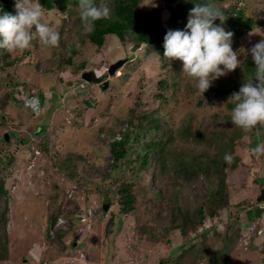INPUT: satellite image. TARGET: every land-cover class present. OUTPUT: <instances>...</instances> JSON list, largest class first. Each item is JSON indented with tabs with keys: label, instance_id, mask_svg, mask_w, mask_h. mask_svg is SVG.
<instances>
[{
	"label": "rangeland",
	"instance_id": "374dc122",
	"mask_svg": "<svg viewBox=\"0 0 264 264\" xmlns=\"http://www.w3.org/2000/svg\"><path fill=\"white\" fill-rule=\"evenodd\" d=\"M189 1L183 0V3ZM213 1L226 18L233 13L225 15L224 9L233 8L243 12L245 18H252L253 24L244 35L235 40L232 37V48L238 53L240 66L212 81L208 93L204 92L203 96L182 72L180 60L162 57L163 47L145 48L132 37L120 42L115 35H106L101 47L86 41L81 43L80 34L87 33L91 24L74 34L63 32L68 44L76 48L69 61H62L68 56L67 50L59 53L60 47L49 49L40 43L35 47L33 42V47L28 50L30 54L3 53L0 49V158L13 156L12 162L0 169L9 194L6 203L0 200V208H3L0 222L4 221L0 228L5 232L4 237L0 236V253L9 255L6 260H0V264H29L33 261L37 264V258L47 264H66V260L76 262L81 253L86 257L85 264H210L207 261L216 258V254L228 257L223 264H264V251L254 244L246 249L248 239L238 234L240 229L234 220L241 217L242 231L248 233L249 221L264 213V203L258 204L254 197V182L264 185V157L250 151L264 147V126L257 125L248 132L233 125L231 109L234 105L230 97L239 90L221 92L227 87L233 88V79L242 86L254 76L244 70V64L251 55V47L264 39V0ZM104 2L111 9L112 1ZM170 3L140 0V7L144 11L158 10L166 33L186 30L190 12L174 17ZM56 6L44 10L45 21L53 26L67 25V12ZM68 7L75 13L80 12L79 7ZM219 24L225 31L230 30L229 22ZM136 44L140 47L134 50ZM118 59H126V62L109 75L110 64ZM87 70H93L103 80L99 83L83 81L80 75ZM162 79L167 82L160 89L158 83ZM178 80V84L171 85ZM26 88L32 90L26 93ZM159 93L166 98H160ZM32 97L39 99L43 109L41 115L25 106L26 100ZM155 108L159 109L158 133H166L164 148L169 153L163 177L159 176L156 151H150L144 161L147 150L144 142L152 137L133 128L139 118ZM126 128L133 135L139 132L140 136L130 143L126 157L115 162L110 142L119 139ZM111 130L115 135L110 133ZM4 133L10 135L9 142L3 140ZM231 136L233 141L229 140ZM47 145L49 154L43 155L41 150L45 151ZM35 149L40 151L39 155H34ZM197 154L202 161L214 159L220 163L226 176L225 190L229 192L230 205L226 206L225 212L213 215V223H203L200 219V216L207 215L204 202L210 188L207 176L201 173L198 179L188 182L182 171L176 172L173 168L177 156L186 163ZM225 154L233 157L232 163L224 160ZM67 157L76 158L73 172L77 170L80 179L67 176L63 167ZM121 181L132 192L138 193V199L143 203L140 208L148 209L149 200L154 201L149 203L158 209L162 202L168 201L172 206H179V210L174 211L178 217L175 221L180 223L188 215L195 222V229L185 236L173 230L166 204L161 214L152 216L150 224L153 223L156 230L150 239L132 230L134 224L138 230L143 224L134 214L131 218L135 221L126 219L123 226L108 222L111 205L104 210L108 198L103 194H107L115 205L118 197L114 190ZM175 193L179 196L177 201L170 199ZM110 194H113L111 199ZM159 194L162 198L157 199ZM51 209L57 212L56 219L64 218L58 228L64 236L57 238V243L50 238V232L54 231L47 226ZM200 210L205 213L201 215ZM88 211L92 213L91 226H76L75 214ZM144 215V212L140 214ZM210 226L212 234L199 235L204 237V242L199 243L196 233ZM159 231L162 234H158ZM226 231L229 234L235 231V234L221 248L218 238ZM188 237L192 240H187ZM46 239L51 241L47 250L37 251L36 246H47L44 244ZM193 244L196 247L192 249ZM181 252H184L182 258L177 260Z\"/></svg>",
	"mask_w": 264,
	"mask_h": 264
},
{
	"label": "trees",
	"instance_id": "16d2710c",
	"mask_svg": "<svg viewBox=\"0 0 264 264\" xmlns=\"http://www.w3.org/2000/svg\"><path fill=\"white\" fill-rule=\"evenodd\" d=\"M111 1H112V7H111L110 18L101 19V20L92 22L90 30L87 31V33L85 32L83 34H80L81 43H84L86 41L90 43L91 45L101 47L102 44H104L105 42L106 35H110V36L115 35L120 42H123L126 38L131 39L132 37V39L134 38L135 42L139 44H144L146 48L150 46H156L158 48L163 47L164 36L166 35V30L160 21L158 10L153 9L149 11H144L140 7V0H111ZM16 2L17 0H0V15H3L4 13H10V14L15 15L16 14V9H15ZM95 2L99 4L100 0H95ZM213 2H214L213 0H190L189 2L183 3V0H177L176 2H173V4L171 2L169 4V7L172 9V12H171L172 15L174 17H177V16H184V14H187L188 12H190V10L196 5L213 3ZM53 6L54 5L51 3V0H45L42 3V7L46 10L54 8ZM68 6L78 7V0H59L56 6L57 9H60L64 12L66 11L67 12L66 15H68L67 25L63 23L59 24V31H60V37H61L60 38V48L61 49L58 52L60 53L62 51L67 50V53H68V56L65 59H62V61L64 62L66 60L69 61L72 59V56L76 51V48L75 46H70L68 44V38L63 37V32L67 31L70 34H74V32H78L79 30L85 27L80 18V12L75 13V10H73L72 8ZM224 11H225V15H227L226 13L228 12L233 13L227 16L225 21L230 23L231 27L229 31L233 32L234 40L244 35L247 31L251 29L252 24H253L252 18H245L243 12L239 10L236 11V9H233V8H226L224 9ZM63 21L64 23L66 22V17L63 18ZM2 52L6 53L5 50H2ZM23 54H30V53L27 50ZM20 57H16V59ZM162 57L164 58L163 55ZM7 65L11 66V63L7 62ZM244 67H245L244 68L245 71H248L251 74L255 73V70H256L255 63L251 55L246 58ZM98 81H100V79H98L96 82ZM165 82L167 81H165L164 79L159 81L158 84L160 85V89H163V87L166 86ZM178 82L179 80L176 82H171V85L174 86L178 84ZM232 86L233 88L227 87L221 90V92H224V91L231 92L233 91V89L239 90V88L241 87V85L238 83L236 79L232 80ZM205 93L207 94L208 90ZM158 95L160 98H163V99L166 98V96L163 93H159ZM200 101H201V98H199V103ZM158 113H159L158 108L153 109L152 112L145 113L143 117L138 119V122L134 124L133 128L142 131V133L144 134L145 133L149 134L152 137L150 140H147L146 142H144L145 148L147 149L145 151V156H143L144 161H145L146 155H148L150 151L152 150L156 151L158 153V159L156 163L158 162L159 169H160L159 176L163 177L162 175L165 172L164 169L166 165V159H167L166 157L169 153L167 154L164 148L165 143L167 141V137L165 136L166 133L165 132L158 133L159 132L158 128L160 126V120L157 118ZM130 125L132 126L133 124L130 122ZM110 133L112 135H115V131L113 130H111ZM132 135H133L132 131L126 128L120 134L119 139L111 140L110 151L113 155V160L115 162L126 157L127 149L129 148L130 143L133 140L137 139L140 136V133L134 132V135L133 136ZM220 135L224 136L226 134L220 133ZM232 136L229 140H232ZM41 144H40V148H41ZM229 145L232 147V142H230ZM41 152L43 155L49 154L48 145L46 147V150L45 151L41 150ZM198 155L199 154L192 155L190 157L191 159L186 161V163H184L183 160L181 162V159L179 158V156H177L176 167H173V166L172 167L174 168L176 172L182 171L185 174L184 176L188 182L190 180L198 179V176L201 173L202 175L207 176L206 177L207 183L210 186L209 195L204 200L205 205H206L207 215H204L203 218H201L200 216V219L203 221V223H205L204 221L213 223L214 222V220H212L213 215L218 214L217 212H220V213L221 211L225 212V209L228 208L226 206L230 205L229 194H228L229 192L227 193L225 190L226 176L224 173V169L221 167L220 163L218 164L217 162L214 161V159L209 160V161L208 160L202 161ZM261 156L264 157V154H261ZM184 157L186 156H183L182 158ZM12 160H13L12 155H8L5 158L4 157L0 158V169L4 168L7 163H8L7 165H9V163H11ZM74 160H76V158L71 159L70 157H67L63 161L65 162L63 164V167L65 168L67 176L71 175L72 178L77 177L80 179L81 177L79 176L78 171L75 170L73 172V169H76V164L73 162ZM161 182L164 185V178H162ZM5 185H6L5 178L0 176V200H2L4 203H6L7 200L9 199L8 190L5 188ZM95 188L99 190V185H96ZM115 190L114 192L115 193L117 192V197H118L115 205L111 203V201L109 200V196L107 194H103V196L104 195L106 196L105 198H108L107 202H110V205H111V209L109 210L111 215H110V218L108 219V222L118 223L119 225L123 226V224L125 223L124 221H126V219H128V221L129 220H133V222L135 221L134 219L131 218L132 217L131 214H134L133 216L136 217V219H139L140 224L142 223L143 224L141 225L142 227L140 228L141 230H138L135 224L132 230L134 232H138L139 235H144L146 238L150 239L149 236L156 230L155 225L153 223L150 224L151 223L150 221L152 220V216L161 214V209L166 204L169 207L168 211H169V216H170V221H171L170 227L173 230H178L181 236H185L189 234L190 232H192L193 229H195L194 227L196 226V224L195 222L189 219L188 215H185L184 219H182L180 223L179 221L178 222L175 221L177 220L176 218L178 217L176 216L174 211L179 210V206H175V205L172 206L171 203H169L168 201L167 202L164 201L162 202L160 208L158 209L155 207V205L154 206L150 205V203L154 201L149 200L147 201V205L149 208L144 210L139 207L143 203H141L140 200L138 199V196H137L138 193L132 192V190L128 188V185L125 184L123 181H121V183L117 186V190L116 191ZM111 196H113V194H110V199H111ZM178 197H179L178 194L175 193L171 196L170 199L173 201H177ZM159 198H162L161 194L158 195L157 199ZM107 202H104V203H107ZM104 203L102 205H104ZM58 210L60 211L59 208ZM142 212L145 213L144 216H140ZM185 212H187L186 208H185ZM55 213L57 212H54L51 209L48 215V219H47L48 227L55 220L56 218ZM200 213L201 215H203V213L205 212L200 210ZM237 215L238 213L236 214V216ZM0 218H3V208H0ZM157 218L158 216L156 217V219ZM240 219L241 217L236 221V225H237V228L242 230L243 226L241 225ZM73 221L75 225L77 226L80 222V217L78 215H75ZM1 226L2 227L4 226V221L0 222V227ZM227 228H230V227H227ZM233 229L235 230L236 228H233ZM212 230L213 228L210 226L209 228H204L202 231H198V233H196V236L199 238V243H203L204 237L208 236L209 234H212ZM0 233H2L0 236L4 237L5 235L4 228H0ZM167 233L168 232H166V234ZM158 234H162V233L159 231ZM232 234H235V231L231 232L230 234L226 231V233L223 236L218 238L220 239L219 244H221V248L224 247L225 245L224 242L227 239L232 238ZM246 234L247 233L245 231H242L241 238H243ZM199 235H202L204 237L201 238L199 237ZM56 236H57L56 238L59 239L64 236V233L62 231L60 232L58 231ZM217 237L218 236H216L215 238ZM187 240L191 241L192 238L188 237ZM50 242L51 241L49 239H46L47 244H50ZM195 244L192 245V249L196 247ZM3 251H5V249ZM3 254L0 253V260L2 261L6 260L9 256V255L5 256ZM183 254L184 252H181L176 257V259L177 260L181 259ZM215 257L216 258L211 257L207 261V263L223 264L226 262V258L228 259V257L225 258L221 254L219 255L216 254Z\"/></svg>",
	"mask_w": 264,
	"mask_h": 264
},
{
	"label": "clouds",
	"instance_id": "9594fccd",
	"mask_svg": "<svg viewBox=\"0 0 264 264\" xmlns=\"http://www.w3.org/2000/svg\"><path fill=\"white\" fill-rule=\"evenodd\" d=\"M165 2L168 3L166 0ZM169 2L173 3L176 0ZM78 7L80 9V18L85 28H88L94 21L107 19L111 16V9L104 0H100L99 4L95 0H78ZM15 9V15L10 13L0 15V49L10 54H23L33 47L34 41H38L40 45L49 49L60 47L59 24L53 26L50 22L45 21V12L40 0H17ZM217 19L223 23L226 17L215 4L196 5L190 10L187 24L185 25L186 30H169L164 36L163 56L167 60H180L182 62V72L190 81L194 82L195 88L202 96L211 87L212 81L234 71L241 64V60L238 59V53L232 48L233 32L225 31L223 27L214 24V21ZM140 45L146 48L144 44ZM37 46L38 44L35 43V47ZM250 53L255 63L256 70L254 76L249 82L244 83L238 92L232 93L230 97L234 105L231 109L232 124L248 132L252 131L257 125L264 126V39H261L252 46ZM95 81L90 83H94ZM105 83L108 84V81L106 80ZM31 90L26 88L25 92L28 93ZM25 106L30 107L37 115L43 113L40 101L36 97L27 99ZM8 136L10 139L9 134ZM36 151L37 154L35 153ZM250 151L254 155L259 156L264 154V147H257L250 149ZM39 154L40 151L35 149L34 155ZM224 160L227 163H232L233 157L230 154H225ZM254 184L256 187L254 193L256 200L260 189L264 185L258 182H254ZM256 202H259L258 204L264 203V201L257 200ZM107 204L108 209L110 202H107ZM260 207L262 208V206ZM90 212L75 214L80 217L78 225L85 227L89 225L87 228L91 226L92 213ZM262 217H264V213H260L259 217H255L249 221L247 226L249 231L245 236H250V240L247 243L246 249L248 247L250 249L252 244L256 245V248H259V245L264 243V223L261 221ZM62 219L64 220L61 216L57 219L55 218L49 226L51 227V231H54L50 232V238L53 237L55 243H57L56 234L60 231L58 228L60 227L59 224L62 223ZM234 220L236 224V217ZM253 224L256 229L263 228L261 236L251 234V225ZM241 233L242 230L240 229L238 234L241 235ZM45 234L47 233L45 232ZM260 240L262 241L260 242ZM44 244L47 246H36L37 251L43 250L45 252L48 244L46 242ZM81 254L77 255L78 260L76 262L66 260L65 263L85 264L86 257H82ZM37 261V264L48 263L39 258H37ZM33 263L34 261L29 264Z\"/></svg>",
	"mask_w": 264,
	"mask_h": 264
},
{
	"label": "water",
	"instance_id": "95a60500",
	"mask_svg": "<svg viewBox=\"0 0 264 264\" xmlns=\"http://www.w3.org/2000/svg\"><path fill=\"white\" fill-rule=\"evenodd\" d=\"M43 1L44 0H40V3H42ZM166 1L169 2V1H172V0H166ZM58 2H59V0H53V4L54 5H56ZM214 24L218 25L219 24V19L215 20L214 21ZM138 47H139V45L136 44L134 50L136 48H138ZM142 47H144V46H142ZM125 61H126L125 59H118L115 62L111 63L110 66H109V68H108V74L109 75H113L114 72L118 68H120L124 64ZM81 78L84 81H87V82H93V81L97 80V76L94 73V71H92V70H87V71L82 72ZM105 84L107 85V83H105ZM3 139H4L5 142H9V136H8L7 133H4L3 134ZM256 200L257 201H264V187L262 189H260L259 194H258ZM107 207H108V204H106V206H105L104 209H107Z\"/></svg>",
	"mask_w": 264,
	"mask_h": 264
},
{
	"label": "built area",
	"instance_id": "2783aa9c",
	"mask_svg": "<svg viewBox=\"0 0 264 264\" xmlns=\"http://www.w3.org/2000/svg\"><path fill=\"white\" fill-rule=\"evenodd\" d=\"M37 154V151L35 152ZM261 221L264 223V217H262ZM251 228H252V235H256V236H261V234L263 233V228H260V229H256L255 228V225H251ZM248 241L250 240V236L247 237ZM262 247H264V243L259 245V250H263L264 249H261Z\"/></svg>",
	"mask_w": 264,
	"mask_h": 264
},
{
	"label": "flooded vegetation",
	"instance_id": "af4514ba",
	"mask_svg": "<svg viewBox=\"0 0 264 264\" xmlns=\"http://www.w3.org/2000/svg\"><path fill=\"white\" fill-rule=\"evenodd\" d=\"M44 1H45V0H44ZM44 1H43V2H44ZM176 1H177V0H176ZM43 2H42V3H43ZM42 3H41V4H42ZM51 3L53 4V0H51ZM57 4H58V3H57ZM57 4H56V5H57ZM53 5H54V4H53ZM43 9H44V8H43ZM44 10H46V9H44ZM49 10H51V9H48V10H46V11H49ZM34 43L39 44L38 41H34ZM98 79H100V81H98L97 83H99V82H101V81L103 80V78H98ZM104 82H105V81H104Z\"/></svg>",
	"mask_w": 264,
	"mask_h": 264
}]
</instances>
